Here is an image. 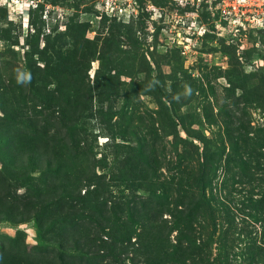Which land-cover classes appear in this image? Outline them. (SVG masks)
Returning a JSON list of instances; mask_svg holds the SVG:
<instances>
[{
	"label": "rangeland",
	"instance_id": "374dc122",
	"mask_svg": "<svg viewBox=\"0 0 264 264\" xmlns=\"http://www.w3.org/2000/svg\"><path fill=\"white\" fill-rule=\"evenodd\" d=\"M27 74L76 101V133L122 201L144 193L125 180L130 166L160 191L194 168L170 117L208 138L213 214L195 235L199 264H261L264 0H0V117L35 113L30 83L18 82ZM39 243L32 219L0 221L4 264Z\"/></svg>",
	"mask_w": 264,
	"mask_h": 264
},
{
	"label": "trees",
	"instance_id": "16d2710c",
	"mask_svg": "<svg viewBox=\"0 0 264 264\" xmlns=\"http://www.w3.org/2000/svg\"><path fill=\"white\" fill-rule=\"evenodd\" d=\"M30 85L24 95L38 103L35 113L0 117V175L6 178L0 221L32 219L40 239L15 264H199L195 235L213 214L206 195L208 138L170 117L172 135L193 148L194 168L160 191L156 177L155 182L144 169L130 166L125 180L144 193L122 201L105 187L98 160L87 155L85 135L76 133L73 97L61 99L54 89ZM163 108L169 109L168 101ZM12 183L26 188L11 190ZM253 248L264 264V242Z\"/></svg>",
	"mask_w": 264,
	"mask_h": 264
},
{
	"label": "clouds",
	"instance_id": "9594fccd",
	"mask_svg": "<svg viewBox=\"0 0 264 264\" xmlns=\"http://www.w3.org/2000/svg\"><path fill=\"white\" fill-rule=\"evenodd\" d=\"M30 80H31V75L27 74V75H22L18 80V82H29Z\"/></svg>",
	"mask_w": 264,
	"mask_h": 264
},
{
	"label": "built area",
	"instance_id": "2783aa9c",
	"mask_svg": "<svg viewBox=\"0 0 264 264\" xmlns=\"http://www.w3.org/2000/svg\"><path fill=\"white\" fill-rule=\"evenodd\" d=\"M232 11H234V9H232Z\"/></svg>",
	"mask_w": 264,
	"mask_h": 264
}]
</instances>
